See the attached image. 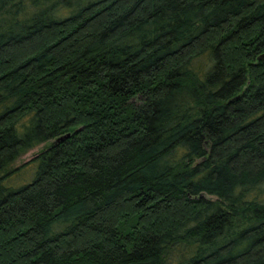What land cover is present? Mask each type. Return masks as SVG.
I'll return each mask as SVG.
<instances>
[{
	"label": "trees",
	"instance_id": "obj_1",
	"mask_svg": "<svg viewBox=\"0 0 264 264\" xmlns=\"http://www.w3.org/2000/svg\"><path fill=\"white\" fill-rule=\"evenodd\" d=\"M262 53L264 0H0V171L54 139L0 264H264Z\"/></svg>",
	"mask_w": 264,
	"mask_h": 264
},
{
	"label": "rangeland",
	"instance_id": "obj_2",
	"mask_svg": "<svg viewBox=\"0 0 264 264\" xmlns=\"http://www.w3.org/2000/svg\"><path fill=\"white\" fill-rule=\"evenodd\" d=\"M53 141L54 139L47 140L21 153L12 163H10L7 166L6 169L0 171V176H1L5 172L11 169H15L19 166H22V169H20L18 172L6 176L4 182L9 186H17L23 182H26L32 176L33 169L29 167V165L27 167L25 166L23 167V165L26 164L28 161H30L35 155L40 153L42 150L49 147L53 143ZM206 197L209 199L215 198L214 196H206Z\"/></svg>",
	"mask_w": 264,
	"mask_h": 264
},
{
	"label": "water",
	"instance_id": "obj_3",
	"mask_svg": "<svg viewBox=\"0 0 264 264\" xmlns=\"http://www.w3.org/2000/svg\"><path fill=\"white\" fill-rule=\"evenodd\" d=\"M259 59H264V53L259 56ZM68 135L69 134H66L64 136H61V137L58 138V140H61V139H63V137H67Z\"/></svg>",
	"mask_w": 264,
	"mask_h": 264
}]
</instances>
